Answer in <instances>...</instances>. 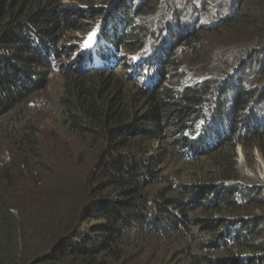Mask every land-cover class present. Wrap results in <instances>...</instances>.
I'll list each match as a JSON object with an SVG mask.
<instances>
[{"label":"trees","instance_id":"obj_1","mask_svg":"<svg viewBox=\"0 0 264 264\" xmlns=\"http://www.w3.org/2000/svg\"><path fill=\"white\" fill-rule=\"evenodd\" d=\"M87 1L0 0V133L26 168L40 144L14 113L58 72L78 143L68 177L30 172L27 214L0 168V264H264V186L236 160L264 157V0Z\"/></svg>","mask_w":264,"mask_h":264},{"label":"rangeland","instance_id":"obj_2","mask_svg":"<svg viewBox=\"0 0 264 264\" xmlns=\"http://www.w3.org/2000/svg\"><path fill=\"white\" fill-rule=\"evenodd\" d=\"M115 0H108L111 5ZM66 7H86L89 4L87 0H63ZM107 4V5H108ZM114 4V3H113ZM102 5L101 1L95 2V6ZM73 16V17H72ZM68 19H73L75 23L78 22V17L69 15ZM143 22V21H141ZM87 28V26H85ZM75 36H84V43H88L89 39L94 37L92 34L82 35L80 31H76ZM72 44L78 43L77 39L70 41ZM69 43V44H70ZM66 63L69 64L68 60ZM67 64V65H68ZM167 76L166 85L173 87L174 83L178 81L176 71L172 70ZM50 85L45 91L39 92L28 104H24L17 112L14 113V125L20 127L24 125V116L31 120L36 130V138L38 140L39 149L37 156H31L29 165H21L23 157L27 156L23 148H18L9 139H5L4 134L0 133V168H8L15 173L13 175V182L5 183V198L8 203L12 204L16 210L27 214L34 211L36 208L35 197L29 194L28 187L30 186V172L41 166L42 171H38V176L42 178L44 185H51L54 182L56 174L54 171L61 172L60 176H67L71 172V165L76 161L75 149L78 148L76 139L63 127L58 114L56 113V105L54 96L57 94L60 87V77L58 72H55L51 78ZM21 116V118L19 117ZM4 120L1 122L3 123ZM27 149V148H25ZM41 156V157H40ZM237 165L239 169L240 178L244 183L252 185L264 186V157L258 148L246 149L242 145L237 147ZM21 166V168H20ZM28 189V190H27ZM16 198H11V196ZM252 215H264V209L253 207L251 210ZM254 217V216H252ZM166 247V244H161L159 253ZM181 262L180 257L177 258Z\"/></svg>","mask_w":264,"mask_h":264}]
</instances>
